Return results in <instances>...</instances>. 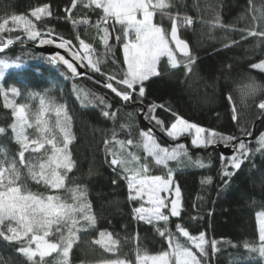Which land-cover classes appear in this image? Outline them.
Listing matches in <instances>:
<instances>
[{
  "label": "trees",
  "instance_id": "trees-1",
  "mask_svg": "<svg viewBox=\"0 0 264 264\" xmlns=\"http://www.w3.org/2000/svg\"><path fill=\"white\" fill-rule=\"evenodd\" d=\"M84 2L77 0V7L71 8V0H0V23L8 19L6 29H10L0 32V48H3L0 61L22 65L8 69L0 82V128L5 130L0 133V161L15 160L21 172L18 183L33 193L59 195L64 202L71 204L75 203L72 190L86 189L96 224L78 233L79 238L70 253V264H96L113 259L135 264L137 249L149 255L167 249L166 239L158 235L154 225L136 219L134 209L141 202L129 200L127 181L120 169L114 172L109 166L108 161L112 157L106 152L105 141H109L107 147L118 156L123 153L129 157L131 154L140 157L139 163H148L147 174L166 175L167 170L155 166L141 147L140 132L147 131L149 127L153 128L161 146L172 148L182 143L188 151L187 157L168 164L173 171V180L181 189L182 202L181 216L170 217L168 229L185 244L188 243L186 238L176 232L177 223L192 235L204 232L208 255L203 264H264V257L245 247L246 244L259 246L256 215L264 211V150L257 151L260 147L257 141L264 133V111L258 108L264 101V72L251 67L264 60V40L241 37L210 50H189L195 57L191 71L185 67L186 58L171 44L177 60L181 62L179 67L172 69L164 57L159 65L161 75L146 82L145 109L156 103L170 110L158 108L155 113L165 128L175 121V113L221 136L235 137L232 142L237 146L243 141L250 151L237 170L227 163L236 154L234 152L223 156L215 145L197 148L183 139L169 143L158 134L166 135L165 131L154 126V122L146 121L137 105L125 104L111 90L103 87L104 77L88 69L81 76H71L62 66L27 46L40 37L29 40L24 28L11 23L13 15L29 17L41 37L50 33L49 37H56V40L60 37L71 40L74 49L80 52L83 51L79 40L83 39L91 45L90 55L100 61L101 71L119 78L126 68L122 44L115 39L117 35L122 37L120 26L112 28L109 23L110 50H107L101 40L103 32L96 27L102 13L84 8ZM45 5L49 7L51 16L45 15L40 20L31 16L34 9ZM167 11L169 15L157 12L154 22L168 34L172 18L176 16L180 18L178 32L192 29V25L183 24L184 16L191 17L194 22L222 24L246 32L264 31V16L261 15L264 0H171V8ZM84 18L88 19V24L78 23ZM9 39L13 43L5 48ZM113 83L118 88L122 87ZM8 87L18 91L50 89L58 99V106L62 105L70 117L73 139L69 151L74 167L66 174L62 189H51L43 182L37 183L27 173L25 165L20 163L21 149L11 127L15 117L12 108L4 106L5 88ZM96 97H104L112 105L108 110L116 115L104 117V106ZM234 114L235 120L232 119ZM55 124L56 113L50 115V125L59 131ZM253 130L254 137L244 140L243 137ZM129 139L133 141L131 145L127 144ZM118 141L124 142L123 149ZM38 154L30 148L25 152V163L29 159L34 160ZM40 157L44 158L45 154ZM201 163L203 167L199 166ZM225 170L232 175L225 177ZM117 172H120L119 178ZM159 226H163V222H159ZM101 231L111 233L112 238L118 241L116 251L108 252L95 242L100 239ZM212 240L217 241L215 251L211 247ZM17 247L16 242L0 237V264H27L26 258L18 254ZM46 259L48 264H55V254Z\"/></svg>",
  "mask_w": 264,
  "mask_h": 264
},
{
  "label": "snow or ice",
  "instance_id": "snow-or-ice-1",
  "mask_svg": "<svg viewBox=\"0 0 264 264\" xmlns=\"http://www.w3.org/2000/svg\"><path fill=\"white\" fill-rule=\"evenodd\" d=\"M76 7L77 0H71V8ZM83 7L92 11L100 10L102 13L96 27L98 31L103 32L101 40L107 50H110L109 23L112 28H115L116 25L120 26L119 31L122 32V37L117 35L115 39L122 44L123 63L126 66L122 75L117 78L116 75H106L102 72L100 61L94 60L90 55L91 45L85 43L83 39L79 40V47L83 49V52H80L74 49L71 40L63 37L59 38V43H55L56 37L41 38L39 40L41 45L55 44L57 49L65 50L71 56V59H66L65 55L57 52L50 58L51 62H62L74 76L79 75L75 63L79 62L80 68L88 69L104 77V88L111 90L125 104L137 105L139 112L144 113L145 120L150 124L154 122V126H159L161 131H166L167 138L173 141L180 137L190 136L191 144L197 148H206L209 145L217 144L231 148L236 154L232 155L227 163L232 168L239 170L250 151L243 141H240L238 146L232 144L235 137L221 136L219 133L189 122L175 113H173L175 121L171 123L170 127L165 128L164 122L155 114L158 108L170 111L165 108V105L151 103L145 109L144 101L148 87L146 82L161 75L159 65L162 58H167V63L172 69H177L181 63L177 60L176 53L171 46L173 42L175 49L186 58L185 67L188 71H191L195 62V57L189 51V45L178 36L179 16L172 18L170 38L165 29L153 23V17L157 12L169 15L167 10L171 8L170 0H85ZM31 15L36 20H40L45 15L51 16L52 13L45 5L34 9ZM261 15L264 16V12ZM182 22L184 25H191L194 21L191 17L184 16ZM11 23L16 27L23 25L29 40H36L42 35L35 30L32 20L25 16L13 15ZM78 23L88 24L89 21L84 18ZM8 24V19L0 23V32L10 30L6 29ZM101 25H103L102 28ZM220 26L223 27L222 24ZM48 35L51 36L50 33ZM245 37H259L264 40V31H247L242 36V38ZM12 43L13 41L9 39L4 47L6 48ZM0 51H3V48H0ZM85 60L87 63H84ZM13 67L19 68L22 65L0 61V82L3 81L6 71ZM251 67L264 72V61L254 63ZM113 82L122 87L114 86ZM11 92L19 94L16 88H12ZM4 99V106L12 108L15 117V123L11 127L21 149L19 152L20 163L25 165L28 174L37 183L43 182L51 189H62L65 185L66 174L71 172L74 167V161L69 151L73 137L70 117L67 112L62 105H46L42 98L41 110L36 114L35 124H33L25 112L24 105L17 106L14 101L8 100L7 93H4ZM96 99L104 106L102 111L104 117L116 115L108 110L112 105L104 97H96ZM50 107L56 113L55 127L63 136L62 146L58 144L53 128L44 119V114L49 111ZM258 108L264 111V101L259 103ZM233 112L235 113V108H233ZM232 119H236L235 114ZM33 127L40 133V138L30 141L26 130ZM4 131L0 128V133ZM247 134L251 135V133ZM140 137L142 138L141 147L147 157L152 158L155 166L166 169V175H148V163H139L140 157L131 154H129L130 159L123 153L118 156L116 152L107 147L110 142L105 141L106 152L112 157L108 161L109 166L113 167L114 172L120 169L123 173V179L127 181L129 200L142 202L139 207L134 209L136 219L154 225L158 235L165 238L167 242V249H162L155 255L142 253L137 249L135 264H203V259L208 255L206 249L208 241L205 239V233L200 232L198 235H192L187 228L177 223L176 232L186 238L188 243L185 244L167 227L170 217L178 218L182 211L181 189L174 184L173 171L168 167V164L169 161H179L181 157H187L188 151L182 143L176 144L172 148L161 146V143L157 142L152 127H149L147 131H141ZM45 143L51 146V155L38 164L25 163V152H28L30 148L32 152H39L44 148ZM117 143L121 149L124 148L123 141ZM132 143L131 139L127 141L129 145ZM257 143L260 146L257 151L264 150V133L261 134ZM199 166L203 167L204 165L201 163ZM223 175L228 177L232 173L225 170ZM117 176L119 178L120 172H117ZM20 179L21 172L17 168L15 160L0 161V237L5 241L16 242L18 245L16 250L18 254L26 258L27 264H48L46 258L53 257V254H55V264H70V253L79 238L78 233L86 228L94 227L96 224V216L91 212L86 189H73L72 198L75 203L70 204L64 202L59 195L44 196L28 191L18 183ZM113 183L115 184L116 181L113 180ZM162 193L165 195H161ZM145 203L149 207H145ZM256 219L259 226L260 244L258 247H249L246 244L245 247H248L250 252H258L261 257H264V212L258 213ZM159 222H163V226H159ZM53 237L56 238L53 239ZM99 237L100 239L95 242L101 244L108 252L117 250L118 241L112 238L111 233L101 231ZM211 247L215 251L217 241L212 240ZM102 264H128V262L124 259H113L106 260Z\"/></svg>",
  "mask_w": 264,
  "mask_h": 264
},
{
  "label": "rangeland",
  "instance_id": "rangeland-1",
  "mask_svg": "<svg viewBox=\"0 0 264 264\" xmlns=\"http://www.w3.org/2000/svg\"><path fill=\"white\" fill-rule=\"evenodd\" d=\"M170 2H171V0H170ZM28 19H29V17H28ZM153 23H155L154 17H153ZM191 25H192L191 30H188V31L180 30V32H178V36L181 39H183L189 45V50H191V51L210 50V49H213V48L218 47L220 45L230 43V42H232L238 38H241L246 33V31L242 30V29H236L233 27L225 26V25H223V27H221L220 24L208 23V22H203V21H195ZM213 25H216V26L214 27ZM20 27L24 28L23 25H21ZM170 32H171V30H170ZM170 32H169V34H170ZM81 51H83V49H81ZM90 54H92V52ZM262 61H264V60H262ZM259 62H256V63H259ZM9 69H12V68H9ZM11 89H12V87L5 88V93H7L8 100L14 101L17 106L24 105L25 106V112H26V114L29 115V120L33 124H35L36 114L39 113L41 110V103L40 102H41L42 98L45 101L46 105L58 106V102H57L58 99L54 96V94L51 92L50 89H45L42 91H32V90L22 89V90L18 91L19 92L18 95L13 94L11 92ZM54 113H55V111L53 110L52 107H50L49 111H47L44 114V119L48 121L49 126L52 128H53V126L50 125V115H52ZM26 131H27V134L29 136L30 141L40 138V133L36 130L35 127L29 128ZM53 131H54V134H55V137H56L58 144H60V146H61L62 145V134L60 133V131H56L54 129H53ZM165 133H166V131H165ZM185 137H188L189 141L191 142L190 136H185ZM182 138L183 137H180L179 139H182ZM39 153L40 154L36 155L37 157L35 156L34 160L29 159L28 162L26 161V163L27 164H33V163L38 164L39 162H42L43 160H45L48 155H51V146L49 144L45 143L44 148H42L39 151ZM44 154H45L44 158L40 157V155H44ZM25 170L27 171V168ZM36 170L38 171V168ZM164 170H166V169H164ZM27 173H28V171H27ZM148 175H151V174H148ZM174 184H176L175 181H174ZM161 195H165V194L162 193ZM144 206L149 207V205H147L146 203L144 204ZM261 212H264V211H261ZM261 212H259V213H261ZM256 218H257V215H256ZM257 225H258V223H257ZM55 238L56 237H53V239H55ZM96 264H102V262H99Z\"/></svg>",
  "mask_w": 264,
  "mask_h": 264
},
{
  "label": "water",
  "instance_id": "water-1",
  "mask_svg": "<svg viewBox=\"0 0 264 264\" xmlns=\"http://www.w3.org/2000/svg\"><path fill=\"white\" fill-rule=\"evenodd\" d=\"M41 38H51L49 36H42L40 38H38L35 42H30V43H27V46L30 47L31 49L39 52L40 54L46 56L47 58H51L52 56H54L57 52H59L61 55H65V58L66 59H71V56L70 54L66 53L65 50H61V49H57L55 44H52V45H41L39 43V40ZM60 40H56L55 43H59ZM173 45L175 47V44L173 42ZM177 52H179L177 50ZM180 53V52H179ZM76 63V66H77V71L79 73V75H73L70 70L67 69L66 65H63L62 62H59L57 61L56 64L62 66L71 76L73 77H76V76H81L83 75L84 73L87 72V69L85 68H80L79 67V62H75ZM158 134L163 138L165 139L166 141H168L169 143H172V140L167 138V136L161 132H158ZM254 137V130L252 131L251 135H246L243 137L244 140L246 139H251ZM183 140L186 141V143H189V138L188 137H183L182 138ZM232 144H234V142H231ZM216 146V149L218 150V152L223 155V156H229L233 153L232 149L229 148V147H225L223 144H217L215 145Z\"/></svg>",
  "mask_w": 264,
  "mask_h": 264
}]
</instances>
